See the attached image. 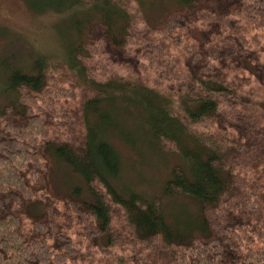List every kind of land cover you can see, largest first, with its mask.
Instances as JSON below:
<instances>
[{"label": "trees", "instance_id": "trees-1", "mask_svg": "<svg viewBox=\"0 0 264 264\" xmlns=\"http://www.w3.org/2000/svg\"><path fill=\"white\" fill-rule=\"evenodd\" d=\"M45 6L68 16L78 53L66 64L89 86L45 57L1 66L0 264H264V0ZM120 123L178 157L164 192L197 204V231L114 184L122 156L108 132L132 152L140 142ZM56 160L88 199L57 186Z\"/></svg>", "mask_w": 264, "mask_h": 264}, {"label": "rangeland", "instance_id": "rangeland-1", "mask_svg": "<svg viewBox=\"0 0 264 264\" xmlns=\"http://www.w3.org/2000/svg\"><path fill=\"white\" fill-rule=\"evenodd\" d=\"M51 1L54 0H0V105L9 100L8 94L3 93L1 89L3 87L1 66L8 70L18 67L28 69L39 57L47 58L56 68L55 70L58 73L62 72L63 76L70 73L77 77L80 83L89 86V83L76 73L78 71L71 70L66 64L71 61L73 54L78 53V51H69L68 48L70 43L76 40L75 31L69 24L66 13L54 11L45 6ZM130 4L134 2L131 1ZM170 4L172 3L163 1L153 7L158 10L157 18L161 16L162 11L165 13L170 8V6L167 7ZM107 65L111 70L110 75H126L127 73L123 66L115 68L112 63ZM58 73H56L57 76ZM68 84L69 81L66 82V85ZM125 113L128 115V112ZM121 126L124 127L120 123L117 128L120 129ZM135 127L136 131H133ZM135 127L124 128L126 133L132 132L133 140L136 138L140 141L129 143L136 152H132L129 146H124L120 141L122 136L115 128L108 132L112 136L111 141L119 148L122 156L120 176L114 179V184L119 189H132L148 199L158 197L173 227L182 232L197 231L200 226L197 204L188 198L173 197L164 192L165 182L173 166L179 162L178 157L158 148L147 149L145 139L148 133L145 126L141 128L136 123ZM148 146H150L149 143ZM54 180L61 190L69 191L79 188L83 198L90 197L86 182L64 162L56 160Z\"/></svg>", "mask_w": 264, "mask_h": 264}]
</instances>
